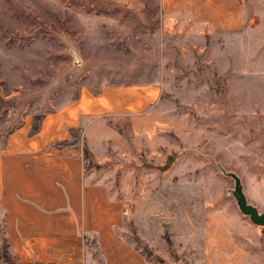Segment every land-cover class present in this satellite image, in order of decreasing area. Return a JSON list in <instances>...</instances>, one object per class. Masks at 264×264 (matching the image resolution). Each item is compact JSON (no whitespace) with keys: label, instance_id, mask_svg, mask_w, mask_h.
<instances>
[{"label":"rangeland","instance_id":"1","mask_svg":"<svg viewBox=\"0 0 264 264\" xmlns=\"http://www.w3.org/2000/svg\"><path fill=\"white\" fill-rule=\"evenodd\" d=\"M247 1L250 25L202 37L164 32L158 0H0V147L81 88L158 81L153 129L136 136L129 119L110 122L119 146L98 162L81 144L84 172L123 199L122 233L154 264H202L199 226L215 208L247 264H264V226L240 213L220 171L264 212V0Z\"/></svg>","mask_w":264,"mask_h":264},{"label":"crops","instance_id":"2","mask_svg":"<svg viewBox=\"0 0 264 264\" xmlns=\"http://www.w3.org/2000/svg\"><path fill=\"white\" fill-rule=\"evenodd\" d=\"M247 2L158 0V5L164 32L206 37L238 33L250 25ZM161 94L158 81L103 83L96 91L81 88L73 100L42 114L35 133H30L27 118L7 135L0 147L2 261L94 264L98 251L101 264H154L122 233L128 223L125 203L108 183L84 172L80 147L84 143L95 160L105 161L106 153L119 146L121 132L110 122L120 118L129 119L136 136L150 132L157 124L152 121L159 117ZM71 129L79 131L78 145L57 146L71 140ZM135 201L139 222L144 201ZM202 215V264H247L227 213L215 208ZM139 238L147 240L141 234Z\"/></svg>","mask_w":264,"mask_h":264},{"label":"water","instance_id":"3","mask_svg":"<svg viewBox=\"0 0 264 264\" xmlns=\"http://www.w3.org/2000/svg\"><path fill=\"white\" fill-rule=\"evenodd\" d=\"M71 52L73 54L74 64H79L80 60L78 58L77 53L74 50H72ZM220 171L225 176H228L231 179H233L234 186L233 189L231 190V194L235 199L236 206L240 211V213L244 216H247L253 224L258 226H264V212H259L256 209L255 205L247 201V198L242 189V184L239 176L234 172L225 171L222 168H220Z\"/></svg>","mask_w":264,"mask_h":264},{"label":"trees","instance_id":"4","mask_svg":"<svg viewBox=\"0 0 264 264\" xmlns=\"http://www.w3.org/2000/svg\"><path fill=\"white\" fill-rule=\"evenodd\" d=\"M40 118H37V120L33 124H31L30 133H35L38 130ZM70 134H71V140L69 142H61V143H57L56 145L59 147H69V146L76 147L79 143V131L71 129Z\"/></svg>","mask_w":264,"mask_h":264}]
</instances>
